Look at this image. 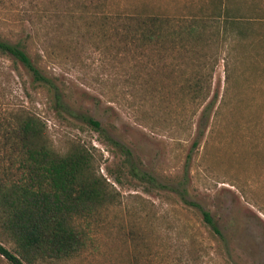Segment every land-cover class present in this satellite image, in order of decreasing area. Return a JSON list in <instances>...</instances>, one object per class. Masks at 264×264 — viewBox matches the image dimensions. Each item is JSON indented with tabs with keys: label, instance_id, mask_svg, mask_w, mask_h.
I'll list each match as a JSON object with an SVG mask.
<instances>
[{
	"label": "rangeland",
	"instance_id": "1",
	"mask_svg": "<svg viewBox=\"0 0 264 264\" xmlns=\"http://www.w3.org/2000/svg\"><path fill=\"white\" fill-rule=\"evenodd\" d=\"M206 2L109 0L108 11L187 18ZM232 2L264 13V0ZM60 7L49 0H0V34L11 42L33 34L31 54L41 56L50 89L62 100L56 109L49 88L0 56V128L27 110L46 121L59 152L74 141L93 146L101 173L123 202L93 224L82 253L50 264H264V20L247 40H217L204 49V73L214 67L212 93L191 108L180 90L186 56L170 50L160 56L156 49L142 65L138 50H126L119 38L63 16L49 20ZM110 140L131 149L161 189L149 191L120 173L122 156ZM0 166L2 176L9 162L1 151ZM0 242L14 251L6 236ZM0 264L9 263L0 256Z\"/></svg>",
	"mask_w": 264,
	"mask_h": 264
},
{
	"label": "trees",
	"instance_id": "2",
	"mask_svg": "<svg viewBox=\"0 0 264 264\" xmlns=\"http://www.w3.org/2000/svg\"><path fill=\"white\" fill-rule=\"evenodd\" d=\"M49 1L61 4L60 9H51L49 20L63 16L97 28L100 35L119 38L126 50H138L142 65L151 61L150 52L156 49L160 56L167 50L186 56L188 72L180 90L191 108H198V103L206 102L212 93L214 67L204 73L209 62L204 49L217 40H247L255 23L264 20V13L244 9L232 0H209L187 18L157 15L147 9L114 14L108 11L109 0ZM32 38L30 33L11 42L0 34V56L13 59L34 83L53 92L50 88L54 85L40 66L41 56L31 54ZM53 93L58 109L62 100L57 91ZM85 121L102 131L100 122L90 117ZM110 141L122 156L120 173L126 171L149 191L161 189L156 178L143 169V163L136 161L131 149ZM193 144L198 146V141ZM0 151L9 162L0 176V234L14 247L12 251L0 242V256L9 264H50L78 256L87 248L93 224L123 202L115 184L101 173L97 150L83 141H74L68 150L59 152L46 121L35 112L21 110L14 115L12 124L0 128ZM192 158L189 155L186 181ZM115 182L122 184L118 177ZM202 213L206 223L219 232L210 213Z\"/></svg>",
	"mask_w": 264,
	"mask_h": 264
},
{
	"label": "crops",
	"instance_id": "3",
	"mask_svg": "<svg viewBox=\"0 0 264 264\" xmlns=\"http://www.w3.org/2000/svg\"><path fill=\"white\" fill-rule=\"evenodd\" d=\"M233 3V2H232ZM234 4V3H233Z\"/></svg>",
	"mask_w": 264,
	"mask_h": 264
}]
</instances>
